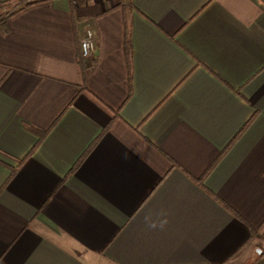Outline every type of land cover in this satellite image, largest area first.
Listing matches in <instances>:
<instances>
[{
    "label": "crops",
    "instance_id": "1",
    "mask_svg": "<svg viewBox=\"0 0 264 264\" xmlns=\"http://www.w3.org/2000/svg\"><path fill=\"white\" fill-rule=\"evenodd\" d=\"M0 264H264V0H41L0 25Z\"/></svg>",
    "mask_w": 264,
    "mask_h": 264
},
{
    "label": "trees",
    "instance_id": "2",
    "mask_svg": "<svg viewBox=\"0 0 264 264\" xmlns=\"http://www.w3.org/2000/svg\"><path fill=\"white\" fill-rule=\"evenodd\" d=\"M41 0H5L0 2V25H5L7 20L13 16L18 11L22 10L23 8L32 5L34 3H37ZM128 28V26H127ZM129 35L130 31L129 28L126 31V49L129 47ZM128 46V47H127ZM255 117V113L246 121L244 126L239 130V132L236 134V136L233 138V140L230 142V144L227 146L230 147L237 137L249 126V124L252 122L253 118ZM41 139V138H40ZM39 139V140H40ZM226 148V149H227ZM225 152V150L222 152V154ZM258 229H252L251 233L252 235L258 233Z\"/></svg>",
    "mask_w": 264,
    "mask_h": 264
},
{
    "label": "built area",
    "instance_id": "3",
    "mask_svg": "<svg viewBox=\"0 0 264 264\" xmlns=\"http://www.w3.org/2000/svg\"><path fill=\"white\" fill-rule=\"evenodd\" d=\"M78 0H73L76 3ZM96 49L95 44V32L92 26H85L83 29V34L80 37V51L81 56L85 59L92 56Z\"/></svg>",
    "mask_w": 264,
    "mask_h": 264
},
{
    "label": "clouds",
    "instance_id": "4",
    "mask_svg": "<svg viewBox=\"0 0 264 264\" xmlns=\"http://www.w3.org/2000/svg\"><path fill=\"white\" fill-rule=\"evenodd\" d=\"M153 227H155V225H152ZM161 226H163V225H161Z\"/></svg>",
    "mask_w": 264,
    "mask_h": 264
}]
</instances>
